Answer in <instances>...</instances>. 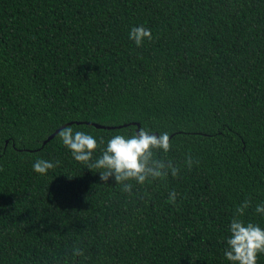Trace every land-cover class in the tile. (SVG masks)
<instances>
[{"label":"trees","instance_id":"obj_1","mask_svg":"<svg viewBox=\"0 0 264 264\" xmlns=\"http://www.w3.org/2000/svg\"><path fill=\"white\" fill-rule=\"evenodd\" d=\"M65 125L96 138L93 160L115 135L167 132L157 156L179 174L125 193L59 133L42 147ZM246 199L264 229V0H0V264H231Z\"/></svg>","mask_w":264,"mask_h":264},{"label":"clouds","instance_id":"obj_2","mask_svg":"<svg viewBox=\"0 0 264 264\" xmlns=\"http://www.w3.org/2000/svg\"><path fill=\"white\" fill-rule=\"evenodd\" d=\"M129 38L139 47L143 42L152 39L151 30L144 26L133 27ZM58 138L67 148L73 159L81 164H86L87 169H96L100 179L105 184L114 178L116 186H122V191L131 194L135 181L139 185L156 180H166L171 174L176 177L179 168L171 160L158 158L157 153L165 155L170 151L172 144L167 132L159 136L150 130L140 128L130 136L115 135L111 137L102 150L101 155L93 160L98 144L96 138L82 132L74 131L72 127L63 128ZM103 138L100 144H104ZM50 160L37 158L32 167L38 174H46L58 165ZM193 158L189 155L185 164L189 171L192 170ZM198 165L199 161H195ZM178 193L169 194V202L176 203ZM251 207V200L246 199L236 209L230 222L229 233L226 239L227 247L224 255L231 264H257L258 254H264V229L251 222H245L242 217ZM255 213L264 214V203L255 206ZM79 248L73 247V256H83Z\"/></svg>","mask_w":264,"mask_h":264},{"label":"water","instance_id":"obj_3","mask_svg":"<svg viewBox=\"0 0 264 264\" xmlns=\"http://www.w3.org/2000/svg\"><path fill=\"white\" fill-rule=\"evenodd\" d=\"M71 124V123H70ZM68 124V125H70ZM77 124H82V123H77ZM86 125L89 126H93L96 129H102V130H110V129H120L123 127H127V125H123V126H118V127H105V126H101V125H97V124H92V123H85ZM67 125L62 126L60 129L56 130L54 133H52L51 135H49L43 142H42V147L45 146L48 142H50L63 128H65ZM136 126L138 127V125L136 124ZM138 130V129H137ZM136 130V131H137Z\"/></svg>","mask_w":264,"mask_h":264}]
</instances>
